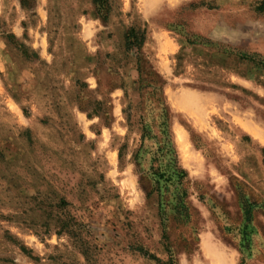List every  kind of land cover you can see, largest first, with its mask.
<instances>
[{"label":"rangeland","instance_id":"rangeland-1","mask_svg":"<svg viewBox=\"0 0 264 264\" xmlns=\"http://www.w3.org/2000/svg\"><path fill=\"white\" fill-rule=\"evenodd\" d=\"M262 3L0 0V264H264Z\"/></svg>","mask_w":264,"mask_h":264},{"label":"trees","instance_id":"trees-1","mask_svg":"<svg viewBox=\"0 0 264 264\" xmlns=\"http://www.w3.org/2000/svg\"><path fill=\"white\" fill-rule=\"evenodd\" d=\"M96 3L99 2V0H95ZM103 5V4H102ZM260 11L264 13V3H262L260 5ZM127 45L129 47V49H140L143 44H144V41H145V37H144V34L141 33V32H137L136 30L134 29H131L130 30V33L127 34Z\"/></svg>","mask_w":264,"mask_h":264}]
</instances>
